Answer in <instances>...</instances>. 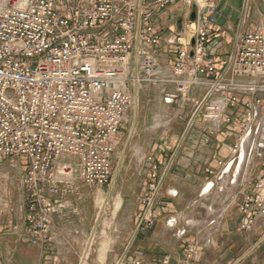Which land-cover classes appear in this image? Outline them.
Returning a JSON list of instances; mask_svg holds the SVG:
<instances>
[{"label":"built area","instance_id":"obj_1","mask_svg":"<svg viewBox=\"0 0 264 264\" xmlns=\"http://www.w3.org/2000/svg\"><path fill=\"white\" fill-rule=\"evenodd\" d=\"M177 1L193 7L196 17L188 23L190 38L175 37L171 74L159 77L157 58L145 45L161 39L154 13ZM215 13V0H0V161H24L31 243L49 240L53 215L63 206L58 196L74 192L77 181L109 183L119 127L133 104L129 88L137 82L172 83L183 97L205 86L192 118L200 113L215 124L232 122L231 111L242 105L232 154L243 148L247 158L263 154L264 28L240 33L217 72L207 47ZM133 49L140 76L130 75ZM152 176L141 198L146 226L160 189ZM240 200L238 228L247 230L264 216V166ZM195 249L190 244L188 256ZM130 264L144 263L136 258Z\"/></svg>","mask_w":264,"mask_h":264},{"label":"crops","instance_id":"obj_2","mask_svg":"<svg viewBox=\"0 0 264 264\" xmlns=\"http://www.w3.org/2000/svg\"><path fill=\"white\" fill-rule=\"evenodd\" d=\"M142 1L145 5L152 0ZM215 2L216 22L207 47L219 72L240 33L264 28V0ZM187 5L177 1L152 16L161 39L145 47L157 58L159 77L171 74L179 48L175 37L190 38L194 8ZM138 63L133 49L130 75L142 74ZM205 88L194 86L183 97L172 83L131 85L133 104L119 127L109 183L77 181L74 192L59 195L63 206L53 215L46 243L29 241L20 175L19 209L0 208V264H130L136 258L161 264L164 257L169 264H264V216H258L250 229L238 228L243 215L238 203L252 191L264 166V152L238 167L239 154L234 156L232 148L242 105L231 111L229 123L205 121L200 113L192 118ZM23 162L18 159L15 170L23 173ZM154 173L160 189L153 222L146 226L140 218L141 198ZM190 244L196 251L188 256Z\"/></svg>","mask_w":264,"mask_h":264},{"label":"rangeland","instance_id":"obj_3","mask_svg":"<svg viewBox=\"0 0 264 264\" xmlns=\"http://www.w3.org/2000/svg\"><path fill=\"white\" fill-rule=\"evenodd\" d=\"M197 1L200 3V5L205 3V0H197ZM17 160L18 158H14L13 161L11 159H4L0 161L2 162L0 165V176H1L0 177V208L1 210L3 208L5 209L8 205L12 206V208L14 207L15 210H16V207L19 209V205L21 202L20 191H19L20 175H23L24 172L22 173L20 170H18L22 174H19V176L17 175V173H19L17 170H15V167L17 166ZM100 202L101 200L98 198L97 208L100 207Z\"/></svg>","mask_w":264,"mask_h":264},{"label":"bare ground","instance_id":"obj_4","mask_svg":"<svg viewBox=\"0 0 264 264\" xmlns=\"http://www.w3.org/2000/svg\"><path fill=\"white\" fill-rule=\"evenodd\" d=\"M247 150H245L244 148L241 150L240 154H239V164L238 167L241 168L242 167V163L245 161V159L247 158ZM243 168V167H242Z\"/></svg>","mask_w":264,"mask_h":264},{"label":"water","instance_id":"obj_5","mask_svg":"<svg viewBox=\"0 0 264 264\" xmlns=\"http://www.w3.org/2000/svg\"><path fill=\"white\" fill-rule=\"evenodd\" d=\"M195 17H196V11H195V9H193L192 12H191L190 19L193 21V20H195Z\"/></svg>","mask_w":264,"mask_h":264}]
</instances>
